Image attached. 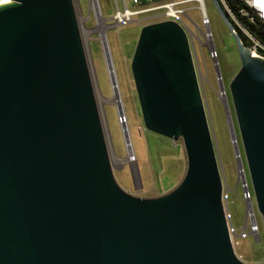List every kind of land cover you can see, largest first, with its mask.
<instances>
[{
  "label": "water",
  "instance_id": "water-1",
  "mask_svg": "<svg viewBox=\"0 0 264 264\" xmlns=\"http://www.w3.org/2000/svg\"><path fill=\"white\" fill-rule=\"evenodd\" d=\"M211 1L241 60L230 93L264 223V58L252 54L221 0ZM80 7L79 0L0 4V264H247L234 249L188 33L157 22L142 28L136 45L145 127L182 139L188 159L174 189L139 198L115 177Z\"/></svg>",
  "mask_w": 264,
  "mask_h": 264
},
{
  "label": "rangeland",
  "instance_id": "rangeland-1",
  "mask_svg": "<svg viewBox=\"0 0 264 264\" xmlns=\"http://www.w3.org/2000/svg\"><path fill=\"white\" fill-rule=\"evenodd\" d=\"M79 1V22L91 59L98 101L103 111L110 153L115 164L116 180L124 190L135 197L163 196L183 180L188 159L182 139L165 138L147 130L142 116L132 61L142 28L156 23V20L151 18L152 15L137 17L135 22L108 30L105 24L97 22L94 13L90 17L91 0ZM99 1L104 17L111 19L117 9L118 0ZM207 9L214 42L220 54V68H216L209 55V49L205 48L202 53L198 40L196 46L205 102L225 181L224 204L236 254L247 264H260L264 263V223L255 198L252 206L245 197L246 183L242 178L243 173L241 174L235 148V144L240 147L241 160L252 188L230 93V84L241 68V60L235 38L211 0H207ZM190 16L201 29L203 39L202 31L205 27L198 12L193 10ZM189 26L197 32L195 25L190 23ZM110 65L115 69V80L119 87V98L116 101ZM99 98L105 101L101 102ZM252 209L260 228L257 233H253L250 227Z\"/></svg>",
  "mask_w": 264,
  "mask_h": 264
},
{
  "label": "built area",
  "instance_id": "built-area-1",
  "mask_svg": "<svg viewBox=\"0 0 264 264\" xmlns=\"http://www.w3.org/2000/svg\"><path fill=\"white\" fill-rule=\"evenodd\" d=\"M118 0L117 9L111 19L104 17L100 1L91 0V13L95 14L98 23H103L107 28L113 29L123 24L135 22V18L152 15L157 22L173 21L179 23L188 33L191 40L195 56L197 58L198 67L201 72L199 54L196 46V41L200 42V48L203 53L204 49H209V55L214 61L216 68H220V54L214 42V34L211 29V19L207 9V0ZM226 11L230 17L237 24L239 29L244 33L248 39V47L254 56L264 58V38L259 35L258 30L264 32V0H240L242 8L239 10L240 16L235 14L230 8L226 0H221ZM197 11L199 18L202 21L205 29L202 31L203 39L201 37V29L191 18L190 12ZM246 20V21H245ZM112 21V22H111ZM197 27V32H194L189 24ZM256 26V30L251 27ZM264 34V33H263ZM220 80V78H219ZM203 84V83H202ZM226 94V93H225ZM242 172V171H241ZM246 174V171L244 169ZM245 197L251 202L253 206V199L255 195L248 181L245 185ZM251 231L253 233L259 232V225L255 219V211L251 210Z\"/></svg>",
  "mask_w": 264,
  "mask_h": 264
},
{
  "label": "trees",
  "instance_id": "trees-1",
  "mask_svg": "<svg viewBox=\"0 0 264 264\" xmlns=\"http://www.w3.org/2000/svg\"><path fill=\"white\" fill-rule=\"evenodd\" d=\"M227 1V3H228V5L230 6V8L233 10V12L235 13V14H237V15H239L240 16V12H239V10L242 8V5H241V2H240V0H226ZM246 21V20H245ZM235 24V27H236V29H237V31L239 32V34L242 36V38L244 39V41L248 44L249 42H248V39H247V37L244 35V33L239 29V27L237 26V24L236 23H234ZM251 27L253 28V29H257L256 28V26L255 25H251ZM258 33H259V35H261L263 38H264V32H263V30H261V29H259L258 30Z\"/></svg>",
  "mask_w": 264,
  "mask_h": 264
},
{
  "label": "bare ground",
  "instance_id": "bare-ground-1",
  "mask_svg": "<svg viewBox=\"0 0 264 264\" xmlns=\"http://www.w3.org/2000/svg\"><path fill=\"white\" fill-rule=\"evenodd\" d=\"M8 1H11V0H6V2H8ZM0 4H3V3H0ZM110 71H111L112 78L114 80V90H115V93H116L115 101H116L119 98V96H118L119 87H118L117 81L115 80L116 72H115V69H114V67L112 65H110ZM99 99L101 100V102L105 101L102 98H99ZM125 122H127V120ZM125 122H123L124 127H126V123ZM129 138H131V137H129ZM133 157H134V155H133ZM119 161L123 162L122 159H119ZM242 173H243V175L245 174V172H243V171L241 172V174Z\"/></svg>",
  "mask_w": 264,
  "mask_h": 264
},
{
  "label": "snow or ice",
  "instance_id": "snow-or-ice-1",
  "mask_svg": "<svg viewBox=\"0 0 264 264\" xmlns=\"http://www.w3.org/2000/svg\"><path fill=\"white\" fill-rule=\"evenodd\" d=\"M4 2H6V0H0V3H4Z\"/></svg>",
  "mask_w": 264,
  "mask_h": 264
}]
</instances>
